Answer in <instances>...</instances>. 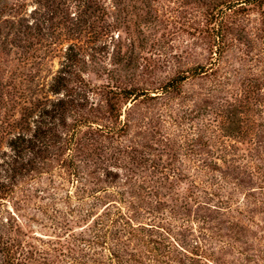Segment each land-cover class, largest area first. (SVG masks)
Here are the masks:
<instances>
[{
  "label": "rangeland",
  "instance_id": "rangeland-1",
  "mask_svg": "<svg viewBox=\"0 0 264 264\" xmlns=\"http://www.w3.org/2000/svg\"><path fill=\"white\" fill-rule=\"evenodd\" d=\"M1 184L24 264H264V0H0Z\"/></svg>",
  "mask_w": 264,
  "mask_h": 264
},
{
  "label": "trees",
  "instance_id": "trees-1",
  "mask_svg": "<svg viewBox=\"0 0 264 264\" xmlns=\"http://www.w3.org/2000/svg\"><path fill=\"white\" fill-rule=\"evenodd\" d=\"M69 59L72 62H74V63L77 62V59H75L74 57H69ZM60 85H61V83L58 84L56 87L53 88V92L54 93L59 92ZM129 96H131V94ZM58 106L60 108H63L65 106V103L62 102V101H60L58 103ZM8 191H9L8 187L6 185H4V184H1L0 185V199H2V198L5 199V196H7ZM1 204H2V200H0V206H1ZM153 227L154 228H158L155 225H152V226L150 225L147 228H153ZM23 251H24V248L21 247V250H20V252H19L18 255L24 257V254L25 253H23ZM0 252L3 254V259H0V264H24V263H22V261L20 260V258L16 257V255H15L16 252L8 244H6V242H3L0 245Z\"/></svg>",
  "mask_w": 264,
  "mask_h": 264
}]
</instances>
